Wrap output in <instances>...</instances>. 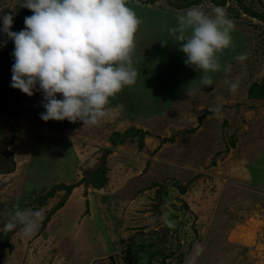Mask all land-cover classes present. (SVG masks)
I'll return each mask as SVG.
<instances>
[{"label":"rangeland","instance_id":"1","mask_svg":"<svg viewBox=\"0 0 264 264\" xmlns=\"http://www.w3.org/2000/svg\"><path fill=\"white\" fill-rule=\"evenodd\" d=\"M21 3L0 0L15 32L33 14ZM128 6L139 75L97 126L43 121L42 94L10 87L14 42L0 33V264H264V0ZM193 6L235 23L209 87L166 31ZM17 206L43 212L31 237L3 232Z\"/></svg>","mask_w":264,"mask_h":264},{"label":"clouds","instance_id":"2","mask_svg":"<svg viewBox=\"0 0 264 264\" xmlns=\"http://www.w3.org/2000/svg\"><path fill=\"white\" fill-rule=\"evenodd\" d=\"M128 4L129 0H22L20 6L33 14L24 18L25 28L19 32L11 30L12 13L0 16V33L14 42L10 87L29 97L37 91L42 94L45 111L39 115L43 121L97 126L109 115L111 100L135 85L139 75L136 36L142 20ZM234 30V21L219 6L211 12L193 6L177 16L175 26L166 27L186 54L185 65L201 73L204 87L212 86V74L221 71L220 57L233 47ZM0 44L6 46V41ZM236 59L243 62L246 55ZM225 83L232 94L238 92L239 77ZM215 99L209 111L218 113L221 97ZM42 220V210L17 206L3 232L19 227L25 237H31ZM164 223L175 226L172 220ZM195 247L199 256L203 247Z\"/></svg>","mask_w":264,"mask_h":264},{"label":"trees","instance_id":"3","mask_svg":"<svg viewBox=\"0 0 264 264\" xmlns=\"http://www.w3.org/2000/svg\"><path fill=\"white\" fill-rule=\"evenodd\" d=\"M3 97H4V99H6V97H5V95H2ZM8 96H10L9 94H8ZM4 103L2 102V106H5V105H3ZM13 111V110H12ZM13 112H15V110L13 111ZM1 166V165H0Z\"/></svg>","mask_w":264,"mask_h":264}]
</instances>
